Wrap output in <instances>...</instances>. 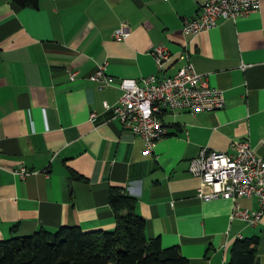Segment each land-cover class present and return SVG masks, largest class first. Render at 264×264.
Listing matches in <instances>:
<instances>
[{
  "label": "crops",
  "instance_id": "1",
  "mask_svg": "<svg viewBox=\"0 0 264 264\" xmlns=\"http://www.w3.org/2000/svg\"><path fill=\"white\" fill-rule=\"evenodd\" d=\"M204 1L39 0L30 7L0 0V240L40 228L112 229L116 186L135 198L146 237L177 245L189 264H228L232 243L254 236L264 264V210L255 225L231 219L232 202L200 199L188 170L201 149L232 153L242 139L264 158V0L247 16L184 34L183 19ZM123 22L128 34L117 38ZM157 44L171 54L160 70L151 54ZM184 47L196 72L223 91L224 105L163 111L166 132L144 154L141 138L104 107L122 90L88 76L99 65L115 82L171 75ZM73 68L79 76L70 80ZM20 166L23 177L12 172ZM237 202L258 206L255 196Z\"/></svg>",
  "mask_w": 264,
  "mask_h": 264
},
{
  "label": "built area",
  "instance_id": "2",
  "mask_svg": "<svg viewBox=\"0 0 264 264\" xmlns=\"http://www.w3.org/2000/svg\"><path fill=\"white\" fill-rule=\"evenodd\" d=\"M259 8L260 0H205L195 17L183 19L181 30L184 34H197L214 27L219 18L235 20ZM127 28L123 22L114 31V36L125 37ZM151 54L159 70L171 57L162 44L155 45ZM178 58L183 60V64L175 73L164 77L150 74L139 81L120 78L115 82L112 76L105 73L103 65H99L88 76L100 86L115 85L122 90L115 104H104V107L112 109L114 118H117L123 129L141 138L144 154L152 153L157 140L166 132L160 118L163 111L186 109L195 114L220 109L224 105L223 91L210 86L193 68L190 50L182 48ZM68 74L70 80L79 76L78 70L74 68L68 70ZM95 117V112L89 114V120ZM261 143L264 147V137ZM233 147L232 153L201 149L190 160L188 170L199 180L196 194L200 199H229L232 202L230 218L255 225L264 210V158L255 154L247 140H239L233 143ZM12 172L23 177L27 169L20 166ZM251 196L256 197L257 208H241L237 198Z\"/></svg>",
  "mask_w": 264,
  "mask_h": 264
},
{
  "label": "trees",
  "instance_id": "3",
  "mask_svg": "<svg viewBox=\"0 0 264 264\" xmlns=\"http://www.w3.org/2000/svg\"><path fill=\"white\" fill-rule=\"evenodd\" d=\"M13 1L36 7L39 0ZM109 204L114 211L112 229L61 226L12 235L0 240V264H189L177 245L162 247L158 237H146L145 220L133 196L111 186ZM256 249V236L236 239L228 264H262Z\"/></svg>",
  "mask_w": 264,
  "mask_h": 264
}]
</instances>
